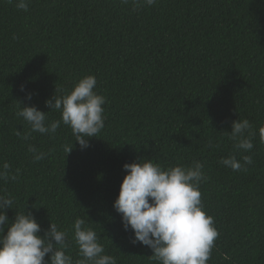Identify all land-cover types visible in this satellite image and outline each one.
I'll return each mask as SVG.
<instances>
[{"label":"trees","instance_id":"trees-1","mask_svg":"<svg viewBox=\"0 0 264 264\" xmlns=\"http://www.w3.org/2000/svg\"><path fill=\"white\" fill-rule=\"evenodd\" d=\"M28 5L24 11L0 0V166L19 169L17 180H0V194L13 198L10 221L31 212L41 236L55 223L68 233L67 254L76 260L73 224L81 218L117 264H158L150 247L133 243L113 207L123 165L200 161L203 208L218 231L208 264H264V0H157L139 9L131 0ZM88 75L106 99L105 127L89 147L62 122L55 134H41L16 115L35 105L49 121L61 120L46 101ZM238 119L254 133L247 152L229 138ZM30 145L48 155L34 161ZM231 155L241 162L250 155L253 163L240 170L219 163Z\"/></svg>","mask_w":264,"mask_h":264},{"label":"clouds","instance_id":"clouds-1","mask_svg":"<svg viewBox=\"0 0 264 264\" xmlns=\"http://www.w3.org/2000/svg\"><path fill=\"white\" fill-rule=\"evenodd\" d=\"M122 2L128 3L129 0ZM131 2L135 9H139L151 7L157 0ZM8 3H15L24 11L29 7L28 0H8ZM96 85L95 76L88 75L81 78L69 93L55 94L47 100L46 104L52 110L61 112V120L49 121L46 113L35 105L22 106L16 115L27 121L32 132L41 134H55L62 122L71 128L81 148H87L89 138L98 137L105 127L103 105L106 99L94 91ZM31 96L29 93V100ZM250 130L247 119L233 121L232 131L228 133L229 138L236 141V149L245 152L253 149L251 136L254 133ZM259 139L264 144V125L259 127ZM73 146L65 147V152L70 153ZM28 151L33 154L34 161L48 155L31 145ZM219 163L240 170L253 160L250 155H244L241 162L231 155ZM123 167L127 174L113 207L121 214L125 230L131 228L134 232L133 243L150 247L153 250L150 258L158 264H208L218 231L214 218L206 213L202 204L200 183L207 179L204 164L193 161L190 166L178 164L165 169L151 159H141L125 163ZM18 176L19 169L12 173L8 163L0 166V180L15 181ZM12 205L10 195L0 194V264H117L114 256L103 254V244L97 233L86 226L84 219L77 218L73 224L72 239L79 252V258L73 260L67 254L70 241L66 231L59 230L52 222L41 236V225L31 212H17L14 221H10L6 210L13 208ZM49 254L50 258L46 260Z\"/></svg>","mask_w":264,"mask_h":264}]
</instances>
